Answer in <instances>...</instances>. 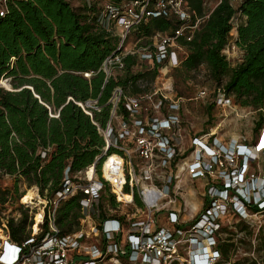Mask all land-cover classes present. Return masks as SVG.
<instances>
[{
    "label": "built area",
    "instance_id": "built-area-1",
    "mask_svg": "<svg viewBox=\"0 0 264 264\" xmlns=\"http://www.w3.org/2000/svg\"><path fill=\"white\" fill-rule=\"evenodd\" d=\"M221 1L204 0L203 12L197 14L185 0H110L99 20L118 36L119 42L102 69L107 75H112V67L122 70L127 55L158 64L159 73L182 67L188 54L182 41L193 39ZM241 1L230 0L235 7ZM86 3L95 5L91 0ZM7 9L8 0H0V16ZM152 17L175 18L180 25L146 35L150 41L144 46H127L132 31ZM115 24L121 28L120 33ZM223 53L226 57L230 54L229 42ZM83 74L90 77L93 71ZM3 81L11 84V77L0 78V88L7 89ZM180 100L165 96L159 88L154 94L146 91L127 96L118 85L108 101L111 108L105 126L94 119V112L103 108L98 99L77 102L104 139L102 153L85 169L71 174L67 167L64 188L52 199L33 185L37 187L34 196L23 204L30 206L38 198L42 210L38 228L43 226L39 233L37 230L23 239L13 238L10 217L2 209L7 201H0V264H235L237 259L232 254L242 243L233 237L235 226H250L251 217L264 209V188L258 186L263 179L250 166L258 156L264 164V124L252 146L232 143L225 147L217 138L209 144L194 136L192 158L184 161ZM215 103L231 106L233 97L219 89ZM112 155L120 159L113 167V171H122L120 190L104 171ZM185 173L191 179L207 178L208 202L189 222L179 196ZM78 192L82 193L80 225L62 233L56 221L57 208L63 198ZM225 242L230 246L228 256L223 250ZM254 261L257 264V257Z\"/></svg>",
    "mask_w": 264,
    "mask_h": 264
},
{
    "label": "trees",
    "instance_id": "trees-1",
    "mask_svg": "<svg viewBox=\"0 0 264 264\" xmlns=\"http://www.w3.org/2000/svg\"><path fill=\"white\" fill-rule=\"evenodd\" d=\"M203 1L185 0L197 14L203 12ZM237 12L246 16L236 38L243 58L232 66L223 49ZM179 25L175 18L152 17L140 28L143 34L151 35ZM118 42V36L102 26L95 5L75 7L68 0H8L7 12L0 16V78L11 77L15 90L0 88V178L12 177L13 185L0 186L3 204L10 194L17 198L24 194L25 190L19 191L20 183L37 185L43 196L54 198L64 188L67 167L71 174L85 169L102 153L104 139L77 102L98 99L103 108L94 112V119L105 126L111 108L108 101L116 86L130 95L148 91L142 83L155 80L158 64L135 71L139 59L127 55L123 74L118 77L102 69ZM182 43L188 48L184 71L195 72L205 66L227 96L258 113V129L264 122V0H242L238 7L222 0L193 39ZM86 71L93 74L86 77ZM115 160L120 161L112 155L107 163L113 166ZM122 182L120 177L121 186ZM81 196L78 192L60 201L56 221L62 233L79 227ZM28 210L29 206L24 207L18 220L9 218L15 239L30 234L26 231ZM223 250L228 256L229 243L223 244Z\"/></svg>",
    "mask_w": 264,
    "mask_h": 264
},
{
    "label": "rangeland",
    "instance_id": "rangeland-1",
    "mask_svg": "<svg viewBox=\"0 0 264 264\" xmlns=\"http://www.w3.org/2000/svg\"><path fill=\"white\" fill-rule=\"evenodd\" d=\"M73 6H83L86 0H68ZM92 4L95 3L99 14L106 9V5L110 0H91ZM238 7V6H237ZM246 21V16L241 12H237L233 20V28L229 34V47L230 54H227L228 60L232 66L239 63L243 58V50L236 44V38L238 35V27L241 23ZM117 33H120L121 28L115 24ZM150 39L141 32L140 26L136 28L128 36L126 42L127 46L134 43L137 44V48L141 45L144 46L149 43ZM235 45V48L232 47ZM151 66L148 61L139 59V64L134 67L135 71L145 70L146 67ZM123 70V69H122ZM117 67L111 68V73L114 77H118L123 74V71ZM143 85L149 87L147 93H155V89H161L165 96L170 98H181V109L179 111L182 117V136H183V149L185 150L184 161H189L192 158L194 148L191 146V141L194 136H200L204 141L212 143L213 139L217 138L221 145L229 147L232 143H245L253 145L259 136V129L256 128V122L258 119V113L250 107H244L238 104L233 98V104L231 106H219L215 103L218 91L221 87L212 79L207 68L201 66L195 72L184 71L183 67L172 69L168 73H158L153 82H144ZM12 85V83H11ZM173 86V90L169 87ZM5 89V88H4ZM13 88L12 85V89ZM204 91V94L201 93ZM130 96V94H126ZM160 96L156 94L155 97ZM145 95L146 98H148ZM169 99V98H168ZM214 103L212 108L211 104ZM152 115V112H149ZM157 114L156 112H153ZM162 114V112H161ZM264 124V122L262 123ZM138 162V159H134ZM183 162V160H181ZM117 160L113 163L115 166ZM113 166L108 164L106 173L111 178L121 177L122 171H113ZM251 168L257 170V176L259 179H263L262 183H258L259 189L264 188V164L262 159L257 157ZM184 178L179 183L180 186V201L185 206L183 213L184 218L188 222L193 219L199 212V208L208 202L206 196L207 193V178L201 177L197 179H191L186 173L183 174ZM13 185V179L10 176H4L0 178V186L7 188ZM19 191L24 192L22 196L10 194L7 203L2 206L5 210L7 217L15 216V220L20 218L23 214L22 207L29 190H34V186L27 187L25 184H19ZM264 190V189H263ZM108 192H111L108 189ZM17 196V197H16ZM34 196V195H33ZM127 196V195H126ZM188 199L197 202L195 208H192V203L188 202ZM24 200V201H23ZM38 198L33 202H30L28 223L26 231L30 234H36L42 231L43 226L36 229L37 214L41 215V206L38 204ZM38 212V213H37ZM165 213L167 211L164 210ZM163 213V217L166 219V215ZM250 226H235L237 231L234 233L235 240L242 242L238 250L232 254L237 262L243 264H256L254 261L257 257V264H264V209L257 211L256 216H252L250 219ZM234 223H237L236 221ZM38 224V222H37ZM167 226H170L167 223ZM242 230H244L242 232ZM236 253V254H235Z\"/></svg>",
    "mask_w": 264,
    "mask_h": 264
},
{
    "label": "bare ground",
    "instance_id": "bare-ground-1",
    "mask_svg": "<svg viewBox=\"0 0 264 264\" xmlns=\"http://www.w3.org/2000/svg\"><path fill=\"white\" fill-rule=\"evenodd\" d=\"M3 83H4V85L6 86V88L7 89H9V90H11L10 89V83L8 82V81H3ZM10 84V85H9ZM12 86V85H11ZM106 168H108V163L106 162V164H105V166H104V171L106 170ZM105 174H106V176H108L109 177V175L106 173V171H105ZM109 178H111V177H109ZM113 181H114V185H115V189H117V190H120V188H121V185H120V177H117V178H111ZM35 194V191L34 190H29V192H28V194H27V196H26V201H29L30 200V197L31 196H33ZM127 196H129V195H127ZM188 202H191L192 203V208H195L196 207V205H197V202L196 201H194V200H191V199H188ZM37 216V218H36V229L38 228V224H37V222H39V220H41V216H42V214L41 215H36Z\"/></svg>",
    "mask_w": 264,
    "mask_h": 264
},
{
    "label": "water",
    "instance_id": "water-1",
    "mask_svg": "<svg viewBox=\"0 0 264 264\" xmlns=\"http://www.w3.org/2000/svg\"><path fill=\"white\" fill-rule=\"evenodd\" d=\"M103 156H104V155L102 154V157H101V158H103Z\"/></svg>",
    "mask_w": 264,
    "mask_h": 264
},
{
    "label": "crops",
    "instance_id": "crops-1",
    "mask_svg": "<svg viewBox=\"0 0 264 264\" xmlns=\"http://www.w3.org/2000/svg\"><path fill=\"white\" fill-rule=\"evenodd\" d=\"M212 1H215V0H212Z\"/></svg>",
    "mask_w": 264,
    "mask_h": 264
}]
</instances>
